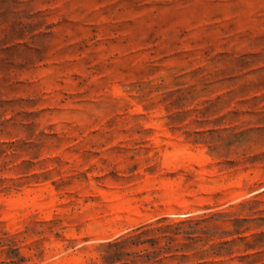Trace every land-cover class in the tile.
<instances>
[{
  "label": "rangeland",
  "instance_id": "374dc122",
  "mask_svg": "<svg viewBox=\"0 0 264 264\" xmlns=\"http://www.w3.org/2000/svg\"><path fill=\"white\" fill-rule=\"evenodd\" d=\"M188 218L145 264H264V0H0V264Z\"/></svg>",
  "mask_w": 264,
  "mask_h": 264
},
{
  "label": "trees",
  "instance_id": "16d2710c",
  "mask_svg": "<svg viewBox=\"0 0 264 264\" xmlns=\"http://www.w3.org/2000/svg\"><path fill=\"white\" fill-rule=\"evenodd\" d=\"M168 220L167 217L159 219L158 222ZM189 223L188 230L179 228L180 224ZM202 224L201 218H188L179 223H172L165 228L155 227L153 223L135 228L132 232L118 237L106 244V254L103 255L105 264H142L147 262H159L168 257L172 259L181 257L188 258V252L195 250L190 244L182 246V249L173 248V243L181 236L193 242L202 235V229L197 227ZM164 241V244L162 242ZM149 244V246L147 245ZM152 249V250H151Z\"/></svg>",
  "mask_w": 264,
  "mask_h": 264
}]
</instances>
